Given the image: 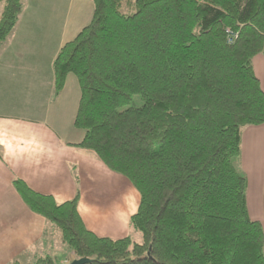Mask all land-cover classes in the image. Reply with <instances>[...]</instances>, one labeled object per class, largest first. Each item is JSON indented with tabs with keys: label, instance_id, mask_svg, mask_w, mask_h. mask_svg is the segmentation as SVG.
Wrapping results in <instances>:
<instances>
[{
	"label": "trees",
	"instance_id": "1",
	"mask_svg": "<svg viewBox=\"0 0 264 264\" xmlns=\"http://www.w3.org/2000/svg\"><path fill=\"white\" fill-rule=\"evenodd\" d=\"M92 3L90 22L56 55L54 90L77 78V147L137 190L130 224L142 241L89 231L77 196L57 203L20 179L14 189L86 264H264L263 227L248 215L247 179L234 163L243 128L264 123L252 63L264 53V0ZM0 5L1 47L22 2ZM226 29L238 33L233 44ZM137 95L142 105L127 108Z\"/></svg>",
	"mask_w": 264,
	"mask_h": 264
},
{
	"label": "crops",
	"instance_id": "2",
	"mask_svg": "<svg viewBox=\"0 0 264 264\" xmlns=\"http://www.w3.org/2000/svg\"><path fill=\"white\" fill-rule=\"evenodd\" d=\"M58 1L53 0L46 17H36L27 14L28 0H21L17 23L0 47V264H34L44 257L54 264L74 260L70 252L63 257L67 248L55 226L22 201L15 179L57 203L77 196L81 219L99 237L129 236L128 221L139 205L129 180L77 147L84 137L74 126L81 96L77 78L68 75L55 94L56 55L93 14L92 0H64L60 20ZM36 3L42 7L45 0ZM252 63L264 91V53ZM236 167L247 179L248 215L264 231V123L243 128Z\"/></svg>",
	"mask_w": 264,
	"mask_h": 264
},
{
	"label": "rangeland",
	"instance_id": "3",
	"mask_svg": "<svg viewBox=\"0 0 264 264\" xmlns=\"http://www.w3.org/2000/svg\"><path fill=\"white\" fill-rule=\"evenodd\" d=\"M36 1L37 0H30V1L28 0L27 6H26V10L28 12L27 14H29V15L31 14V15H34L36 17H39V16L46 17L49 14V8H50L49 6L53 2V0H45V5L42 7H38ZM63 2H64V0H59L58 6H57L59 9L58 13L60 15V20H63L62 17L65 16V12H62L63 11V8H62ZM55 34H56V31H55ZM141 105H142L141 98H140V96L137 95V96H134L132 98V101L127 106V108L128 107H139ZM234 163L237 166V160L234 161ZM130 186L133 188V185L131 183H130ZM128 226H129V236H127V237H130V239L133 242L141 243V241H142L141 234L131 226L130 221H128ZM113 240H115V239H113ZM68 252L69 251L67 249V253L63 257L68 258L70 256V253H68ZM66 264H70V262L66 263Z\"/></svg>",
	"mask_w": 264,
	"mask_h": 264
},
{
	"label": "built area",
	"instance_id": "4",
	"mask_svg": "<svg viewBox=\"0 0 264 264\" xmlns=\"http://www.w3.org/2000/svg\"><path fill=\"white\" fill-rule=\"evenodd\" d=\"M226 40L228 44H233L238 37V33L231 29H226Z\"/></svg>",
	"mask_w": 264,
	"mask_h": 264
},
{
	"label": "water",
	"instance_id": "5",
	"mask_svg": "<svg viewBox=\"0 0 264 264\" xmlns=\"http://www.w3.org/2000/svg\"><path fill=\"white\" fill-rule=\"evenodd\" d=\"M89 262H90L89 259L81 258V259L73 260L70 264H86Z\"/></svg>",
	"mask_w": 264,
	"mask_h": 264
}]
</instances>
